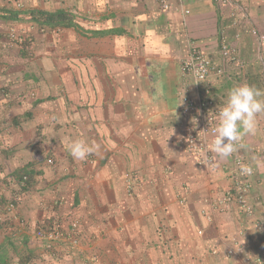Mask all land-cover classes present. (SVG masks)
Here are the masks:
<instances>
[{
    "label": "crops",
    "instance_id": "1",
    "mask_svg": "<svg viewBox=\"0 0 264 264\" xmlns=\"http://www.w3.org/2000/svg\"><path fill=\"white\" fill-rule=\"evenodd\" d=\"M166 1L168 10L154 0H0V8L21 5L22 13L63 12L72 23L42 26L25 14L0 19L1 264H242L238 255L226 260L232 248L259 262L264 113L256 118L262 140L244 136V147L218 157L213 172L198 168L181 148L189 120L178 114L184 90L197 94L181 72L189 46L218 58L226 41L242 56H250V47L259 55L250 32H264V0ZM12 28L32 41L26 49L8 40ZM253 64L245 57L242 68L212 76L221 105L232 87L254 86L260 76ZM75 140L98 149L74 160L68 146ZM234 156L253 169L249 224L235 207L202 220L199 213L211 209L206 198L229 186L223 166ZM23 176L28 186L16 188ZM13 197L29 224L17 236L6 214ZM47 219L78 220L79 247L47 251L33 234ZM208 224V234L196 233Z\"/></svg>",
    "mask_w": 264,
    "mask_h": 264
},
{
    "label": "clouds",
    "instance_id": "2",
    "mask_svg": "<svg viewBox=\"0 0 264 264\" xmlns=\"http://www.w3.org/2000/svg\"><path fill=\"white\" fill-rule=\"evenodd\" d=\"M229 2L226 4L228 5ZM19 9H21V5L17 6ZM252 30H257V29H252ZM251 30V32H252ZM259 34L263 35L264 32H261L259 30H257ZM250 32V33H251ZM18 34L20 37H22L24 39L23 43H19V42H15L12 40L11 35L12 34ZM251 36L257 41L260 50H259V57H260V63L261 66H263V72H264V43L260 44V41L254 37L251 33ZM8 40L17 48L20 49H24L27 48V45L30 43H32V41L30 42L28 40V38H26L23 34H21L20 32H18L16 29L12 28L8 34ZM224 42V41H223ZM220 43V49H219V53H218V58H214L211 57L210 55H208L206 52V54L213 59V61L216 64H221V62H219L220 59V51H221V45L222 43ZM226 42V41H225ZM228 43V42H227ZM230 44V43H228ZM233 45V44H230ZM235 47H237L238 49V59L240 60V64H236V63H229L227 65H225L224 67V74L221 76H218L217 74L213 73L207 81L202 82L199 84V86L196 87L197 89V94H198V88L202 89L203 87L206 86H210L211 87V92L213 97L218 101V104L221 106L217 109V119H218V123L217 126L215 128V136L214 139L211 143L209 147L211 152H214L217 156V158H228L230 157L236 150L237 148H242L244 147L242 141L244 136L246 135H254L256 133L257 130V115L264 113V100H261L260 97L262 95H264V93H262L259 89L255 88L252 85H249L247 83L244 84H239L236 85L234 87H232L229 91H228V95H227V100L224 102L223 105H221V101L222 98L218 95V93L216 92L215 88L213 87V85L209 82V80L212 78V76H218V77H223L226 75V68L229 66H236L237 68H242L243 65L245 64V55L242 56L241 54L243 53L239 47L237 45H233ZM200 49V48H199ZM201 50V49H200ZM203 51V50H201ZM245 54V53H244ZM186 59V58H185ZM184 59V60H185ZM182 65V64H181ZM184 76V75H183ZM186 78H188L187 76H185ZM189 80H191L192 83H195L191 78H188ZM187 91V90H184ZM188 92V91H187ZM189 94V93H188ZM196 94V96H197ZM191 95V94H190ZM181 113V112H180ZM182 114V113H181ZM185 117V116H184ZM187 118V117H185ZM189 120V118H187ZM189 125V123H188ZM187 125V128H188ZM187 128L185 129V131L187 130ZM184 131V133H185ZM183 133V135H184ZM182 135V137H183ZM182 137L180 139V146L181 148L185 151V153L191 157V159L193 160L194 164L200 168L194 158L187 152L186 148L183 147L182 145ZM98 149V145L95 144H87L85 141L83 140H75L72 143L69 144L68 146V152L71 155V157L74 160H78V161H83L85 160L89 155L93 154L95 151H97ZM242 160V162L245 164L241 165V168L237 165V163L235 162L236 160ZM53 163V162H51ZM207 172H213V171H217L219 169V165H218V160H217V167L213 168L212 170L210 169H206V168H201ZM223 169L225 170V172H227V176L230 179V184L229 186L226 188V191L233 187L236 183V181H240L241 183H243L246 186V191L244 192V196L245 195H249L251 189H252V177H253V169L250 167L249 163L247 162L246 158H242L240 156L233 158V163L230 166H227L226 168ZM0 175L2 177V181L0 183L4 184V180H5V176L2 175V173L0 172ZM248 175V176H247ZM26 178V180H24ZM237 178V179H236ZM29 183V177L28 176H23L21 179H17V183L15 184L16 188H20V189H25L28 186ZM223 194V193H222ZM222 194L218 195L217 197L214 196H209L208 198H206V201L209 202V199L211 197L214 198H218L220 196H222ZM245 199L248 203V206L251 208V212H244L243 210L240 209L239 204L237 202H233L231 203L228 207H225L224 210H219L216 213H225L228 212L231 207H235L237 208V210L242 214V212H244L245 214H247L249 217H251L253 215V208L249 202V198L245 196ZM182 200V199H181ZM17 201L18 198L17 197H13L8 204L6 205V214L9 215V221L12 223L13 225V230L15 231L16 236L18 234L23 233V231H26V229L28 228V223L27 221L20 215V213L18 212V206H17ZM62 201V200H61ZM61 201H59L57 204H59ZM13 205V210L10 209V206ZM209 211H205L202 210L201 215L202 217L207 220L208 222L210 220L207 219L206 214ZM214 214V213H213ZM212 214V215H213ZM210 215V219L211 216ZM68 221V220H67ZM67 221H59V220H52V219H47L42 221L39 225L36 226L35 231H34V237L35 239H37L38 241H40V243L43 245V247L47 250V251H52L54 249L55 246L61 245V244H65L67 245L71 250H76L79 245H80V222L76 219H72L71 221L67 222ZM73 223H77L78 224V228L76 231V236L77 239L79 241L78 246L76 247H72L71 246V242L70 240L62 239L58 242H50L49 240L46 239H40L37 237V231L43 227L44 225H59L61 226V229L67 231L69 228H71ZM243 231H241V235H243L244 233H246L247 231L245 229H242ZM199 234L201 235L202 232L200 231ZM239 242H237L238 244ZM241 247V245L239 246V248ZM237 250H233L232 249H228L227 252L225 253V258H227L228 260H231L233 258H236L238 255V258L241 260L242 264H254L257 260H255L251 255H247V259L244 258V253L239 252ZM250 254V253H249ZM264 254L261 255V258H259V262L264 261Z\"/></svg>",
    "mask_w": 264,
    "mask_h": 264
},
{
    "label": "built area",
    "instance_id": "3",
    "mask_svg": "<svg viewBox=\"0 0 264 264\" xmlns=\"http://www.w3.org/2000/svg\"><path fill=\"white\" fill-rule=\"evenodd\" d=\"M156 1L161 5L163 10H168L170 8L166 0ZM216 2L221 5H226L228 0H217ZM251 33L260 41V44L264 43V34H259L257 30H252ZM11 38L13 41L19 43H23L24 41L22 37L15 33L11 35ZM188 54V57L181 65V72L184 76L191 78L197 86L207 81L213 73L218 76L223 75L225 65L229 63H241L237 57V47L225 41L221 45L219 59L221 64H216L204 51H201L193 44L189 46ZM219 107L221 106L213 97L210 86L203 87L202 89L198 88L197 96H192L185 91V93H182L179 102L180 112L183 116L189 118V125L181 142L200 168L212 170L217 167L218 158L214 152L210 151L208 146L211 145L215 136V128L218 123L216 113ZM235 162L240 168L241 165L244 164L240 159ZM24 180H26V178ZM1 181L2 177L0 175V183ZM245 191L246 186L238 180L235 185L225 191L222 196L218 198L211 197L209 199L211 209L206 214L207 219L210 220V215L219 210H224L225 207H228L233 202H237L240 209L244 212H251V208L248 206L245 196L243 195ZM10 209L13 210V205L10 206ZM77 228V223H73L71 228L67 231L61 229L59 225H44L37 231V237L49 240L53 243L66 238L70 240L71 246L74 248L79 244L76 236Z\"/></svg>",
    "mask_w": 264,
    "mask_h": 264
},
{
    "label": "trees",
    "instance_id": "4",
    "mask_svg": "<svg viewBox=\"0 0 264 264\" xmlns=\"http://www.w3.org/2000/svg\"><path fill=\"white\" fill-rule=\"evenodd\" d=\"M154 1L156 3H158L156 0H154ZM159 6H160V4H159ZM10 9L11 8H7V7L0 8V19L15 21L20 16H22V13H20V12H14V11H12ZM25 16H28L31 21H35L37 23L43 22V23L39 24V25H42V26L48 24V25H51L50 27H54L56 23H59V24L64 23L65 25H68V26H71L72 25L71 22H70V24L68 22H66V18H69V16L68 15L65 16V14L63 12H58L57 14H47L45 16L43 14V12H41L39 10H35V11H28V12H26ZM24 49H26V48H24ZM19 179H21V178H19ZM225 191H226V189L223 190L222 192H220V191L216 192L215 191V194H216L215 196H218V195L224 193ZM245 196L248 197L249 195H245ZM242 215L244 217H247V218L249 217L244 212H242Z\"/></svg>",
    "mask_w": 264,
    "mask_h": 264
},
{
    "label": "rangeland",
    "instance_id": "5",
    "mask_svg": "<svg viewBox=\"0 0 264 264\" xmlns=\"http://www.w3.org/2000/svg\"><path fill=\"white\" fill-rule=\"evenodd\" d=\"M228 2H229V0H228ZM261 3V2H260ZM259 2H257V3H254V5L256 6V4H260ZM257 5V6H258ZM10 10H12V11H14V12H20V13H22L21 11H20V9L16 6H13V8H11ZM35 10H37V9H35ZM35 10H31V11H35ZM261 12H263L264 13V6H263V9L261 10ZM22 14H26V13H22ZM254 40V39H253ZM59 50V49H58ZM252 50H253V47H250L248 50H245V52H247L250 56V58H252L253 60H254V64H253V68H254V70L253 71H255V72H257L258 73V75L260 76L258 79H256L252 84L254 85V87L255 88H257V89H259L260 90V88H261V91L264 93V72H263V66H261V63H260V55L258 56L257 55V53L256 52H252ZM245 55V57L246 58H249L248 56H247V54L245 53L244 54ZM29 73H32V71H28ZM47 75H49V73L47 74ZM245 82H242V84H244ZM262 100H264V97L262 98ZM179 116L181 115V113H179L178 114ZM182 116V115H181ZM258 128L260 129V132L262 133V134H264V127H262V125H263V123H261V122H259L258 121ZM260 132H259V130L257 129L256 130V136H257V138H258V140H262V137H261V134H260ZM259 137H261L260 139H259ZM200 214V216H201V213H199ZM201 218H202V220H204L203 219V217L201 216ZM213 219V217L211 216V219H210V221ZM244 219H245V217H244ZM207 221V220H206ZM245 221H246V223H248L247 222V220L245 219ZM208 222V221H207ZM210 224V223H209ZM207 225V227H205V229H204V231L203 230H199L198 232H196V233H198L199 234V232L201 231L203 234H208L210 231H208V227L210 226V225ZM249 224V223H248ZM210 228H211V226H210ZM209 228V229H210ZM215 229H218V225L217 226H215ZM242 229H245V228H242ZM246 230V229H245ZM248 230V229H247ZM218 231H219V229H218ZM202 235V234H201ZM176 238H174V241H177V239L175 240ZM177 243V242H176ZM181 243V242H180ZM177 244H179V243H177ZM247 255H251L252 257H253V255L252 254H245L244 255V258H246L247 259ZM255 260H257V256H254L253 257ZM227 261H230V260H228V259H226ZM1 262H3V261H1ZM1 262H0V264H1ZM260 263H262V264H264V261H262V262H260ZM257 264V263H256ZM259 264V263H258Z\"/></svg>",
    "mask_w": 264,
    "mask_h": 264
}]
</instances>
